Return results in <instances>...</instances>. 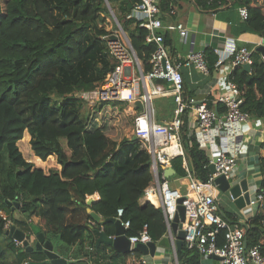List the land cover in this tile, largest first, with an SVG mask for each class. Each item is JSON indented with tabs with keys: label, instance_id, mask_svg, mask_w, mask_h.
<instances>
[{
	"label": "trees",
	"instance_id": "1",
	"mask_svg": "<svg viewBox=\"0 0 264 264\" xmlns=\"http://www.w3.org/2000/svg\"><path fill=\"white\" fill-rule=\"evenodd\" d=\"M137 1L0 0V237L6 240L5 246L0 244V264H33L47 258L43 251H28L17 244L6 233L2 213L33 235L43 232L52 242L58 238L74 251L75 262L71 264H145L139 249L122 253L106 244L97 246L89 208L105 219L115 218L118 208L123 207V218L131 221L128 235L145 225L156 242L166 235L161 208L142 203L153 181L151 155L140 141L119 137L121 106L115 101L100 102L85 118L82 116L86 101L80 94L98 88L117 64L108 45L113 32L106 27L110 15L107 3L127 31L144 70L151 69L149 58L154 46L146 42L147 29L126 17ZM223 1L198 0L204 6L210 3L212 8ZM234 3L247 7L249 12L241 31L264 36V0ZM164 38L167 45L172 44L169 34L164 32ZM205 53L209 73H214L219 55L212 47H207ZM229 79L240 90L242 110L254 119L264 120V56L254 49L251 70L237 66ZM26 131L35 154L44 161L56 155L60 171L52 169L47 174L26 160L23 152L28 156L30 150L29 145L26 148L29 137L23 139ZM181 137L191 169L199 183L206 184L211 173L206 149L190 134L187 122L181 127ZM171 166L175 170L172 177L188 179L183 156L173 158ZM259 167L260 188L264 190L262 154ZM96 193L99 199L89 202V196ZM14 200L21 203L25 220L14 218L8 204ZM223 211L226 218L238 221L237 214ZM31 218L36 219L32 222L35 227L31 226ZM263 221L260 208L246 221L248 247L259 244L262 254ZM102 228L109 235L115 234L113 222ZM224 233L223 229L218 234L220 246ZM177 256L179 264H198L201 260L198 249H189L186 244L177 249Z\"/></svg>",
	"mask_w": 264,
	"mask_h": 264
},
{
	"label": "built area",
	"instance_id": "2",
	"mask_svg": "<svg viewBox=\"0 0 264 264\" xmlns=\"http://www.w3.org/2000/svg\"><path fill=\"white\" fill-rule=\"evenodd\" d=\"M107 5L111 9L110 4ZM239 11L243 20H246L249 16L247 7L241 6ZM126 17L140 22L147 29L146 42L154 46L149 58L151 69L144 70L130 38L116 19L119 30L108 37V45L110 54L117 64L107 73L98 88L83 92L80 96L92 106L114 100L130 104L127 109L133 113L131 138L140 141L151 155L153 181L146 188L142 199L161 208L167 225L165 236L169 237L170 246L163 250H169L172 264H179L177 234L173 231L172 223L178 211V200L184 197L182 201L186 209L184 240L189 249L197 248L200 252L201 260L198 264H264V254L260 245L246 246V227L232 222L221 214L222 209L215 195L219 190L215 182L217 176L223 174L232 183H236L234 178L241 155L225 145L217 157L210 159V164H214L216 171L210 173L206 184H201L188 163L181 137V127L186 122L190 134H194L202 146L203 139L207 136L210 140L222 137L225 144L230 138L236 139L241 136L245 123L252 117L241 108L243 99L237 84L229 79L226 84L228 92L217 97V103L223 105L226 111L222 117L218 109L210 105L208 99L197 100L186 93L184 67H193L209 75L207 56L205 50H191L183 56L172 52L165 43L160 0H138ZM168 28L172 30L177 28L182 38L187 40L188 30L183 24L173 23ZM112 35L118 38L114 40ZM246 63L252 65L253 50L241 46L231 58L229 66L233 70ZM136 72L139 74L136 75ZM170 95L176 104L174 116L170 121H161L157 117L155 99ZM138 100L143 105L142 109L136 104ZM176 156H183L185 159L189 179L188 191L185 193L176 187H170V179L166 177V170ZM250 164L254 165V162ZM261 177L251 193L250 204L246 207L248 209L243 213L246 221L264 204V190L260 188ZM1 216L6 222V230L10 229L13 225L11 217L6 213H2ZM123 216L124 208L120 207L115 219L121 222L127 234L131 221L125 220ZM32 220L31 218L30 221ZM223 229L224 243L220 246L218 234ZM127 236L133 248L138 243L154 241L148 225L139 232ZM17 244L22 245L19 242ZM161 259L158 261L161 262ZM143 262L149 264L145 259Z\"/></svg>",
	"mask_w": 264,
	"mask_h": 264
},
{
	"label": "crops",
	"instance_id": "3",
	"mask_svg": "<svg viewBox=\"0 0 264 264\" xmlns=\"http://www.w3.org/2000/svg\"><path fill=\"white\" fill-rule=\"evenodd\" d=\"M206 4L208 6L201 5L198 0H160L164 24L163 31L171 37L172 44L168 46L176 55L179 54L183 56L191 50H205L207 47L214 48L218 53V68L214 73L205 75L199 70L187 66L184 67L183 71L186 93L194 96L197 100L208 99L211 105L215 106L220 115L224 117L223 115L226 112L225 108L221 104L220 108H218L219 103H217V97L221 93L228 92L226 84L232 72L229 62L239 47L247 46L254 50L262 44L264 36L252 32L241 31V24L244 20L239 11L240 6L234 3V0H225V2H220L217 7L213 8L209 7L210 3L207 2ZM173 23H181L187 28L188 37L186 41L182 38L177 28L173 30L168 28ZM165 98L173 97L170 95L165 96ZM172 105V111L168 107V112L165 111L161 118L158 116L159 120L170 121L173 118L176 106L173 99ZM27 136L29 137V141L26 143V148L28 150L29 145L30 150L27 151L28 156L26 157L29 158L30 161H33L36 167L42 168L47 174L52 169L60 171L62 166L58 163L57 156L51 155L46 161L42 160L32 149L30 143L31 135L28 131L25 132L23 139ZM23 139L18 142L19 145ZM203 140V147L206 149L210 159L217 157L225 145H227L230 150H235L241 155L240 165L237 168L234 179L236 182H239L247 178L249 188L253 192L262 175L258 163L260 154L264 155V150L261 149V143L264 142V120L251 118V120L244 125V133L236 139L230 138L226 144L222 141V137L210 140L207 136ZM67 152L70 153V150H67ZM36 158H39L42 163H46L47 165L42 166ZM256 160H258V162ZM250 162H254V165L250 164ZM97 199H99V194L97 193L88 198L89 202ZM142 203L146 202L142 199ZM259 208L260 211L264 213V205ZM259 208L257 210H259ZM247 209L248 208H244L243 210L246 211ZM241 222H246L244 214L243 217H240V215L238 216L237 223L241 224ZM91 226L98 228V226L94 224V220L91 221ZM53 242L57 252L75 262V258H73L74 256L71 253L72 250L69 252L66 247H62L61 245L57 246L54 239ZM158 247L161 249L158 248V252L155 256L157 262H155V264H172L170 260L172 259V255L169 250H163V248L168 247L161 245H158ZM160 258H162L161 262L158 261ZM142 259H145L144 254L142 255ZM88 263L91 264L90 262Z\"/></svg>",
	"mask_w": 264,
	"mask_h": 264
},
{
	"label": "water",
	"instance_id": "4",
	"mask_svg": "<svg viewBox=\"0 0 264 264\" xmlns=\"http://www.w3.org/2000/svg\"><path fill=\"white\" fill-rule=\"evenodd\" d=\"M118 37L116 35H112V39L116 40ZM264 56V40L262 44H260L257 48ZM243 67L250 71L251 65L244 64ZM137 106L142 109L143 105L140 100L136 102ZM136 139V138H134ZM209 168L211 172H215L214 164H210ZM175 174V170L172 166H169L166 170V177L170 178ZM216 184L218 185L219 190L221 191H229L231 197L233 198L234 202L236 203L237 207L241 210L246 208L251 201V193L252 191L249 188V183L247 178L242 179L239 182L232 183L229 179L226 178L225 175H219L215 179ZM184 197H181L178 200V211L172 223L173 231L177 234V248L181 249L185 244V229L184 223L186 221V209L185 206L182 204ZM8 204L11 206L14 212V218L25 220V217L22 216L20 209L21 203L17 200L8 201ZM91 216L95 222V224H99L101 228H96L95 232L98 236L97 238V246L100 244H107L112 247L115 251L118 252H129L133 249H139L144 255L145 260L149 264H155V256L158 252V245L169 247V237L164 236L160 241H151L149 243H138L133 248L131 243L128 239L126 231L122 226L119 220L115 218H105L103 219L99 214L95 211H92L89 208ZM221 214L226 217L225 211H221ZM107 222H113L115 225V234L114 236L109 235L103 228ZM241 224L247 227V222H241ZM264 231V228H261ZM6 233L13 237V239L19 243H22L25 246L26 250L33 251H43L47 258L40 262H33V264H71L73 260H69L62 256L59 252L55 250L54 243L46 237L43 232L32 235L31 232H27L22 228L18 227L16 224H13L10 229L6 230ZM248 245V239H246V246Z\"/></svg>",
	"mask_w": 264,
	"mask_h": 264
},
{
	"label": "rangeland",
	"instance_id": "5",
	"mask_svg": "<svg viewBox=\"0 0 264 264\" xmlns=\"http://www.w3.org/2000/svg\"><path fill=\"white\" fill-rule=\"evenodd\" d=\"M116 19L121 23V25L123 27V24L118 19V17L116 16L115 11L113 9H110V15L107 18V22H106V27L110 32H114V31L119 30V26L117 24ZM125 33L128 35L126 30H125ZM106 37L107 36H104L103 39L105 40ZM98 64L101 65L102 64L101 61L98 62ZM138 74L139 73L136 72V75H138ZM172 99H173V102L175 103L174 98H165V97L160 96V97H157L155 99V105H156L157 112H158L157 117L159 116L161 118L162 114H164L165 111L168 112V107L172 111V109H173ZM115 102L118 103L119 107L121 106V112L119 115H121L122 117L120 116L121 121H120V125L118 126V128L120 129L119 137H131L132 133H133V113H130L127 109V106L130 104H128L127 102H119V101H115ZM92 108H93V106L90 105L86 101V104L84 105V108L82 110V116L85 118L88 115V112ZM108 122L110 123V120H108ZM20 149H21V147H20ZM23 155L26 158V160L30 161L29 158L26 157L24 152H23ZM30 162H33V161H30ZM35 167H36V165H35ZM169 185H170V187H176V188L180 189L183 193H185L188 191L189 180L184 178V177L178 178V177H172L171 176ZM215 195H216V198H217L219 204H221L222 210L230 211V212L237 214L238 216L240 215V217H243V212H245V210H243V209L241 210L240 208L237 207V205L234 202L233 198L231 197V194L229 191L218 190ZM32 219H33V223H34L36 221V219L35 218H32ZM31 223H32V221H31ZM33 223L31 224V226L35 227V225ZM53 239L56 242L57 246L61 245L62 247H66L63 245V243L58 238L54 237ZM0 244L3 246L6 245V240L4 237H0ZM67 250L70 252V250L68 248H67ZM73 252L74 251H72V253ZM10 257H12L11 253H10Z\"/></svg>",
	"mask_w": 264,
	"mask_h": 264
},
{
	"label": "bare ground",
	"instance_id": "6",
	"mask_svg": "<svg viewBox=\"0 0 264 264\" xmlns=\"http://www.w3.org/2000/svg\"><path fill=\"white\" fill-rule=\"evenodd\" d=\"M47 165V164H46Z\"/></svg>",
	"mask_w": 264,
	"mask_h": 264
}]
</instances>
